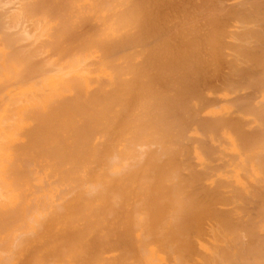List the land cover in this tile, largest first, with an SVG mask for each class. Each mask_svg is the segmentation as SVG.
Instances as JSON below:
<instances>
[{
  "label": "bare ground",
  "instance_id": "bare-ground-1",
  "mask_svg": "<svg viewBox=\"0 0 264 264\" xmlns=\"http://www.w3.org/2000/svg\"><path fill=\"white\" fill-rule=\"evenodd\" d=\"M220 1L0 0V44L11 48L0 50V264H264V234L248 231L259 213L264 220V109L257 103L259 116L256 94L248 97L264 89V29L249 7L264 5ZM228 20L237 30L226 31ZM206 92L224 95L225 115ZM247 105L262 127L245 131ZM192 125L205 140L185 137ZM215 136L231 153L209 147ZM187 140L213 162L233 160L222 159L230 169L214 179L219 187L200 181L210 169H193ZM247 164L257 179L245 181L247 195L260 203L242 197ZM246 212L256 214L250 225Z\"/></svg>",
  "mask_w": 264,
  "mask_h": 264
},
{
  "label": "rangeland",
  "instance_id": "rangeland-1",
  "mask_svg": "<svg viewBox=\"0 0 264 264\" xmlns=\"http://www.w3.org/2000/svg\"><path fill=\"white\" fill-rule=\"evenodd\" d=\"M221 1H222V0H221ZM221 1L219 2V4H221ZM237 1H239V0H224V1H222V5L224 4V5L226 6V4H227L228 7H230V5H231V7H232V6H234L233 3L235 4V2H237ZM240 1H241V2L243 1V3H244L245 0H240ZM246 1H247V0H246ZM248 1H249V0H248ZM250 1H251V0H250ZM250 1H249V2H250ZM252 1H254V0H252ZM258 1H259L260 3H259V2L256 3L257 1H255V3H256L257 5L260 4L261 7H262V6L264 5V4H263V3H264V0H258ZM224 2H225L226 4H225ZM230 2H231V4H228V3H230ZM249 2H248V3H249ZM238 3H239V2H238ZM243 3H242L243 7H245L244 4L247 5V6H249L248 4H246V3L243 4ZM250 3L253 4V2H250ZM250 3H249V4H250ZM9 4H10V3H9ZM9 4H8V7H9ZM224 5H223L222 7H225ZM217 6H218V4H217ZM258 6H259V5H258ZM218 7H219V6H218ZM222 7H221V8H222ZM243 7H242V8H243ZM253 7H254V6H253ZM261 7H260V8H261ZM263 7H264V6H263ZM226 8H227V7H226ZM250 8H251V9H254L255 11H257V15H256V14L251 10V11L254 13V15L257 16V18H258V19H257V20H258V24H261L262 29H264V17H263L264 15H262V14H264V13H261L262 11L259 10V9H257V6H256V8H255V7H254V8L249 7V9H250ZM258 8H259V7H258ZM243 9H245V8H243ZM261 9H262V8H261ZM246 12H247V11H246ZM247 13H248V12H247ZM245 14H246V13H245ZM245 14H244V16H245ZM248 15H249V14H248ZM254 15H253V16H254ZM244 16H243V17H244ZM249 17L251 18V16H249ZM245 18H246V16H245ZM254 18H255V16L253 17V19H254ZM251 19H252V18H251ZM253 21H254V20H253ZM253 21H252V23H253ZM228 22H229V23H228ZM227 23H228V24H227ZM242 23H243V22H242ZM244 23H245V22H244ZM244 23H243V24H244ZM252 23H250V24H247V23H246V24H247L248 26H252V27H253L254 25H252ZM255 23H256V18H255V22H254V24H255ZM226 24L228 25V26L226 27V29H227L226 31H229V30H230L229 32H233V30H234V31L237 30V29L235 28V26L240 25L239 23L234 22V21H232V20H228V21L226 22ZM236 24H237V25H236ZM229 25H230V27H229ZM22 26H23V25H22ZM27 26H29V25H27ZM258 26H259V25H257V23H256V28H258ZM23 27H25V25H24ZM254 27H255V26H254ZM254 27H253V28H254ZM234 28H235V29H234ZM253 28H252V29H253ZM260 28H261V27H260ZM260 28H259V29H260ZM228 29H229V30H228ZM231 29H232V30H231ZM26 30H27V28H26ZM31 31H33V30H31V27H30L29 32H31ZM260 31H261V30H260ZM33 32H34V31H33ZM263 32H264V31H263ZM31 33H32V32H31ZM258 33H260V32H258ZM261 33H262V32H261ZM32 34H33V33H32ZM249 35H250V34H249ZM262 35H264V34H262ZM262 35H260V36H262ZM251 36H252V35H251ZM254 36H255V34H254ZM247 37H248V36H247ZM256 37H259V36H257V34H256ZM262 37H263V36H262ZM262 37H261V38H262ZM251 38H255V37H251ZM251 38H249V39H250V43H251V40L256 41V40H255L256 38H255V39H251ZM261 38H257V39L261 40ZM226 40H227V39H226ZM228 40H229V39H228ZM228 40H227V41H228ZM259 40H258V42H260ZM262 40L264 41V39H262ZM20 42H21V41H20ZM20 42H16V43H18L17 46H18V47H23L24 45H23L22 43H20ZM256 42H257V41H256ZM16 43H15V44H16ZM252 43H253V42H252ZM262 43H263V42H261V44H262ZM15 44H14V46H15ZM250 45H251V44H250ZM255 45H256V44H255ZM255 45H254V46H255ZM260 46L263 47V45H260ZM8 47H9V46H4V47H3V46L0 44V50H2L3 53H9V52H10L9 49H11V48H8ZM252 47H253V46H252ZM262 47H261V48H262ZM257 48H258V47H257ZM262 49H264V48H262ZM227 50H228V48H226V50L224 49L223 54H224L225 51L228 52V54L225 52L226 54H224V56H225L226 58H227V57L229 58V52H230V50H229V51H227ZM258 50H259V49H258ZM260 50H261V49H260ZM259 54H260V53H259ZM263 54H264V53H263ZM5 55H7V54H4V56H5ZM6 57H7V56H6ZM260 57H261V56H260ZM228 58H227V59H228ZM263 59H264V58H263ZM0 60H1V57H0ZM242 65H243L244 67H246V66H245V63H242ZM246 65H247V64H246ZM243 66H242V67H243ZM254 68H255V67H254ZM242 69H243V68H242ZM255 69H256V68H255ZM258 69H259V67H258ZM263 69H264V68H263ZM243 70H244V69H243ZM259 70H260V69H259ZM226 71H227V65H225V63H222V64H221V72H222V73H225ZM256 71H257V70H256ZM256 71H254L255 74H256ZM261 71H262V69H261ZM261 71H260V72H261ZM254 72H253V73H254ZM257 72H258V71H257ZM263 73H264V71H263ZM258 74H260V73H258ZM261 74H262V73H261ZM261 74H260V75H261ZM262 75L264 76V74H262ZM258 76H259V75H258ZM258 76H257V77H258ZM261 77H262V76H261ZM260 80H262V79H260ZM263 80H264V79H263ZM213 81H214L213 83H215V86L217 85V88H219V86H218V85H220V84H219V79L217 78L216 80H213ZM35 82H36V84H35ZM260 82H261V81H260ZM242 83H243V81H242ZM248 83H249V82H248ZM259 84H260V83H259ZM259 84H258V85H259ZM34 85H36V87H39L40 90L43 89V86H42V85H41V86L39 85V81H38V80H37V81H36V80L34 81ZM243 85H244V84H243ZM247 85H248V84H247ZM247 85H246V86H247ZM256 86H257V85H256ZM250 87H251V86H250ZM250 87H248L249 89H248V88L246 89L245 87L242 88V89H244V90L241 89V93H242L241 95H242L243 97H246L245 100H244V99H242V100H244V101H248V100H249V99L247 98V96H244V95H243V92H244V91L246 92V91L251 90L252 88H250ZM257 87H258V86H257ZM259 87H260V91L257 92V91H255L256 89L254 90V91L257 92V93H255V92L253 91V92H251V93L249 94V93L247 92L249 95H251V96H248L249 98L252 97V93H253V94H256V95H255L256 97H253L254 99L251 98V99H253V100L250 99V102H252V104L254 105V107H256V105H257V109L254 108V110H253L254 112H252L251 109H250L252 106L249 107L250 105H249V106L247 105V107H249V109H250V113H251V114L253 113L254 115H255V113L258 111V109H260V108H258V107L261 106L262 109H260V110H262V111H263V109H264V98H263V97H264V94H263V93H264V89L261 90V89H262L261 84H260ZM45 88H46V86H45ZM253 88H254V87H253ZM255 88H256V87H255ZM257 89H258V88H257ZM215 94H216V93H214V95H213V93L211 94L210 92H206V95H207L208 98H209L210 96L212 97V99H210V98H211V97H210L208 100H213V99H215V98L218 99V97H219L218 100L224 99V95L221 94V95L219 96V94H216V95H215ZM248 94H247V95H248ZM257 94H258V96H257ZM245 95H246V94H245ZM3 96H4L3 93H0V104H1V105H0V108H2V109H3L4 107L6 108L7 105H8V101H6L5 97L3 98ZM214 96H215V98H214ZM229 96L231 97L232 95H229ZM229 96H228V97H229ZM220 97H222V98H220ZM243 97H242V98H243ZM246 99H248V100H246ZM7 100H8V99H7ZM218 100H217V101H218ZM262 100H263V101H262ZM257 101H258V102H257ZM260 101L263 102V103H262L263 105H262V104H261V105H260V104H257V103H259ZM205 102H206V100H205ZM218 102H219V101H218ZM248 102H249V101H248ZM248 102H247V103H248ZM210 103H211V105H212V102H210ZM215 103H217V102L215 101ZM220 103H221V104H220ZM242 103H243V102H242ZM247 103H246V104H247ZM5 104H7V105H5ZM227 104H228V102L225 103V100H224V101L221 100V102L217 103V105H216V104L213 105V108H214V109H217V110L219 111L220 116H223V115H225V111H224V110H225V107L229 105V104H228V105H227ZM252 104H251V105H252ZM207 105H208V103H207ZM259 105H260V106H259ZM244 106H245V103H244ZM211 108H212V106H211ZM243 108H244V107H243ZM246 109H248V108H246ZM252 109H253V108H252ZM255 109H256V112H255ZM244 111H246V110H244ZM247 111H249V110H247ZM262 111H260V113H259V111L257 112V113L260 114L259 116H261V114L263 113ZM244 113H246V112H244ZM244 113H243V114H244ZM248 113H249V112H248ZM0 114H2L1 111H0ZM243 114L241 113V118L243 119V120L241 119V122L247 120L249 117L252 118V119H250V120H252V122L250 121L251 123L249 122L250 124L247 125V127H246L245 125L248 124V122H247L246 124L243 122V123H244L243 128L245 129V131H246V130H251V131H252V129H254L256 125L262 127L261 124L264 123V122H263L264 119H260V117H259V119L262 120L261 122H263V123L260 124V120L258 119V117H256L258 114H256L255 116H252V117H251V114H244L245 116H244ZM253 114H252V115H253ZM263 114H264V113H263ZM200 115H202V117H203V116L206 117L205 114H200ZM262 116H263V115H262ZM262 116H261V117H262ZM205 117H204V118H205ZM244 117H245V118H244ZM253 117H255V118H253ZM263 117H264V116H263ZM246 118H247V119H246ZM256 118H257V119H256ZM257 120H259V121H257ZM248 121H249V120H248ZM254 124H256V125L254 126ZM263 125H264V124H263ZM248 126H249V127H248ZM252 126H254V128L251 129ZM260 127H258V128H260ZM263 127H264V126H263ZM194 128H195V125H192V126H191V129L189 128V129L187 130V132L185 133V137H186V136L197 137L196 135H198V137H199V135H200L201 139H202V140H205L204 138H206V137L203 136L202 134H200V132H198L197 130H194ZM260 129H261V130H260ZM260 129H259V130L262 131V133H263V132H264V128H260ZM255 130H256V129H255ZM251 131H249L250 134H251ZM242 132H244V131H242ZM253 133H258V131H254V130H253ZM262 133L260 132L261 135H262ZM242 135H243V134H242ZM248 135H249V134H248ZM251 135H252V134H251ZM251 135H250V137L252 138ZM261 135L258 134V136H257V135L255 134V136H257V137H259V136H261ZM182 136H183V135H181V138H182ZM245 136H246V133H245ZM263 136H264V135H263ZM263 136H262V137H263ZM185 137H184V138H185ZM191 137H190V138H191ZM200 137H199V138H200ZM248 137H249V136H248ZM257 137H254V138H257ZM190 138H188V139H190ZM212 138H213V137H211V138H207V143L210 144V146H209L210 148H211V146H215V145H217L218 148H219L220 150H222L221 152L231 153L230 148L227 147L224 143H222L221 140H218V139H217V136H215L216 139H215V138L212 139ZM218 138H219V137H218ZM241 138H242V137H241ZM246 138H247V137H246ZM259 138H260V137H259ZM259 138H257L258 141H259ZM186 139H187V138H186ZM186 139L181 140V143H182V142L185 143ZM248 139H249V138H248ZM248 139H247V140H248ZM260 139L262 140V138H260ZM193 140H194V138H193ZM196 140H197V138H196ZM198 140H199V139H198ZM202 140H199L201 143H199L198 145L202 144ZM213 140H214V141L216 140V142H214ZM249 140H250V139H249ZM255 140H256V139H255ZM261 140H260V142H262ZM187 141H188V140H187ZM219 141H221V142H219ZM251 141H254V139H253V140L251 139ZM190 142H191V141H190ZM205 142H206V141H205ZM205 142L202 144V146H204ZM243 142H245V141H243ZM260 142H259V143H260ZM184 143H182V144H184ZM187 143H188V146H189V145H190L189 141H188ZM187 143H186V146H187ZM196 143H197L196 141L193 142V143H191L190 146H191L192 148H191V147H189V148H191V151H192V152H191V151H188V152L191 153V155L189 154V157H188V155H187V157H186L187 159L190 158L189 160H190L191 163H192V162H194V163L196 162V164H198V165H196L194 168H193L192 166H191V167H192L193 169H197V170H199V169H202V168H203L202 166H205V167H207V166H208V167L211 166V167L213 168V166H214V165L216 166V164H217V166L214 167V168H215V171H213V169H211L210 167H209V168H208V167H207V168L204 167L205 169L203 168V170H201V171H203V173L205 174L204 170H206V171H207L206 173H208V172H209L208 170L210 169V173H208V174H206V175H210V174H212V178H211V175H210V177L208 176L209 178L205 179L204 177H205L206 175H205V176L202 175V172L199 171V173L202 175V177L204 176V177H203L204 180H200V181H202L203 183H205V186H206L207 183H208V185H207L206 187H205V186H204V187H205V188L208 187V189H209V187H211V186L214 184V182H213L214 179H215V178H216V180L218 179V178H217V175H222L220 179H223V178H224V176H223V175H224V171L221 172V171H220L221 169H222V170L230 169V167H223V166L220 165V164H222V163L224 164V162L227 160L228 156H227V157L219 156V157H221L223 160H225V161H223V160L221 159V161H223V162H221L220 159H216V160H214V162H213V161L211 160L210 156H209V159H208V157H207V155H210L209 153L206 155V154H204V153L202 152L204 155H206V158L209 160V161H207V160L205 159V157H204L203 154H202L203 157L201 156V154H200V155H199V154H196L197 152H199L198 149L201 148L200 146L196 145ZM262 143H264V142H262ZM211 144H212V145H211ZM219 144H220V145H219ZM250 144H252V143H250ZM205 145H206V144H205ZM243 145H244V144H243ZM247 145H248V142H247ZM253 145H254V144H253ZM261 145H263V144H261ZM179 146H181V145H179ZM182 146H184V145H182ZM217 146H216V147H217ZM255 146H257V144L254 145V146H252V147H255ZM259 146H260V145H258L257 147H258V148H263V149H261V153H262V152L264 151V147H263V146L259 147ZM195 147H199V148H195ZM206 147L208 148V145H207ZM242 147H243V146H242ZM244 147L246 148V145H245ZM244 147H243V149H244ZM249 147H250V146H249ZM257 147L254 148V149L257 150V149H258ZM179 148H180V147H179ZM179 148H178V151H179ZM184 148H185V149H188V148H186V147H184ZM207 148H206V150H207ZM218 148H217V149H218ZM213 149L215 150L216 148L214 147ZM219 149H218V150H219ZM250 149H251V148H250ZM252 149H253V148H252ZM254 149H253V151L251 152V153H253V155H254V152L256 153V151H255ZM181 150L183 151V148H182ZM202 150H203V148H202ZM202 150H201V151H202ZM204 150H205V149H204ZM208 150H209V148H208ZM220 150H219V151H220ZM182 151H181V153H182ZM209 151H210V150H209ZM216 151H217V150H216ZM216 151H215V152H216ZM248 151H249V150H247L246 152H244V151L241 152V153L243 154V155H241V166L243 165V163H244V164L246 163V159H249V158H251V156H252V154H250L251 156H249V157L247 158V156H248L249 154L246 156V153H248ZM250 151H251V150H250ZM259 151H260V150H259ZM183 152H184V151H183ZM207 152H208V151H207ZM243 152H244V153H243ZM257 152H258V151H257ZM178 153H179V152H178ZM181 153L178 154V155H181ZM185 153H187V152H185ZM217 153H218V151H217L216 153H212V154H211V157H212V156L215 157ZM249 153H250V152H249ZM258 153H260V152H258ZM263 153H264V152H263ZM187 154H188V153H187ZM244 154H245V155H244ZM183 155H184V154H183ZM183 155H182V157H183ZM258 155H260V154H258ZM185 156H186V154H185ZM192 156L194 157V158L192 159L193 161L191 160V157H192ZM242 156H246L245 160L242 159V158H243ZM255 156H257V155H255ZM260 156H262V155H260ZM195 157H196V158H195ZM180 158H181V157L178 156V159H180ZM183 158H185V157H183ZM183 158H181V159H183ZM217 158H218V157H217ZM214 159H215V158H214ZM229 159H230V157L228 158L227 161H228L229 163H231V161H233V160H232V159L229 160ZM254 159H256V158L254 157V158L251 159V160H252V161H255ZM257 159H258V157H257ZM257 159H256V160H257ZM210 160H211V162H210ZM243 160H244V161H243ZM183 161H184V159H183ZM258 161H259V160H258ZM258 161H257V162H258ZM179 162H180V160H179ZM185 162H186V161H185ZM185 162H183V164H184ZM187 162L189 163V161H187ZM187 162H186V163H187ZM201 162H202V163H201ZM209 162H210V163H209ZM260 162H261V161H259V163H260ZM263 162H264V158L262 159V163H263ZM186 163H185V164H186ZM247 163H248V160H247ZM212 164H214V165H212ZM223 164H222V165H223ZM248 164H249V163H248ZM248 164H247V167H246V165H244V166L248 169L249 172L247 171L248 173L245 174L244 171H241L242 173H244V174L246 175V176H245V175H244V176L247 177V179H246L245 177L243 178V175H241V187H242V185H243V186L245 185V187H246V188H245V192H242V191H241V193H242V197H243V194L246 195V196H251V197H250L251 200H254V201H255V200H257L258 198H257V199H256V198L254 199V196L252 197V195H253L252 193H250L251 195H247V194H249V193H248V190L246 191V189L252 190V189L250 188V187L252 186V184H251V185H250V184L247 185V184H245V181H247V180H251V181H253L252 183H254V182L257 183V182H256L257 179L254 180V179L251 177L253 168H251L250 165H248ZM187 165H188V164H187ZM193 165H194V164H193ZM219 165H220L221 167H223V168H219V167H220ZM259 165H260V164H259ZM179 166H180V163H179ZM181 166H182V165H181ZM184 166H186V165H184ZM224 166H225V165H224ZM199 167H200V168H199ZM217 167L219 168L218 171H217V169H216ZM253 167H254V166H253ZM242 168H243V167H242ZM260 168H262V167H260ZM181 169L184 170L183 172H185V168L183 169V168L181 167ZM193 169H192V170H193ZM247 169H246V170H247ZM246 170H245V172H246ZM250 170H251V171H250ZM262 170H263V169H262ZM263 171H264V170H263ZM181 172H182V171H181ZM183 172H182V173H183ZM197 172H198V171H197ZM213 172H214V173H213ZM220 172H221V173H220ZM257 172H259V171H257ZM186 173H187V171H186ZM249 173H250L251 175H250ZM259 173H260V172H259ZM259 173H257L258 176L256 175L254 178L258 177V179H259V178H260V174H261V175L263 174V173H260V174H259ZM194 174H195V173H194ZM196 174H197V173H196ZM196 174H195V175H196ZM248 174H249V175H248ZM183 175H184V174H183ZM189 175H190V174H189ZM197 175H198V174H197ZM213 175H215V177H214ZM248 176H249V177H248ZM200 177H201V176H200ZM206 177H207V176H206ZM261 177H264V175L261 176ZM242 178H243V180H242ZM261 179H263V178H260V179H259V181H258V185H257V186H259V185L264 186V182H263L264 179L260 182ZM219 181H220V180H219ZM221 182L223 183V181H221ZM248 182H249V181H247V183H248ZM216 183L219 184V182H216ZM249 183H251V182H249ZM255 183L253 184V187H254ZM198 185H200V183H198ZM198 185L195 184L196 188L198 187V188L201 189V187H202L204 184L202 185V183H201V187H199ZM214 186H215V184L213 185V188H214ZM216 186H217V185H216ZM216 186H215V187H216ZM247 186H250V187L247 188ZM257 186H256V187H257ZM204 187H203V188H204ZM217 187H219V186H217ZM224 187H225V185H224L223 187L218 188V189H219V190H222V192L225 191V190H228V191L233 190L232 187H231V188L228 187V186H227L228 188H227V187L224 188ZM205 188H204L203 190H205ZM257 188H258V187H257ZM257 188H255V189H257ZM210 189H212V188H210ZM230 189H231V190H230ZM260 189H261V191H259V189H257V190L259 191V193H261V192L264 190V188H261V186H260ZM262 189H263V190H262ZM216 190H217V188H216ZM196 191H197V190H196ZM207 191H208V190H207ZM209 191H210V190H209ZM209 191H208V192H209ZM214 191H215V190H214ZM253 191H255V190H253ZM198 192H199V191H198ZM211 192H212V191H211ZM234 192H235V191H234ZM199 193H202V192H199ZM226 193H227V192H226ZM229 193H231V192H229ZM263 193H264V192H263ZM202 194L204 195V193H202ZM210 194H211V193H209V195H210ZM212 194H213V192H212ZM227 194H228V193H227ZM261 194H262V193H261ZM203 195H202V196H203ZM196 196H197V195H196ZM246 196H245V200H247V199L249 200V198L246 199ZM256 196H257V194H256ZM260 196H261V195H259V197H260ZM199 197H200V196H199ZM240 199H241V198H240ZM243 199H244V198H243ZM261 199H262V197H261ZM261 199H258L257 202L260 203L259 200H261ZM235 201H236V203L238 204V206H239V205H241V207L244 206L243 201H242V203H241V201L238 200V199H236ZM254 201H253V203H254L255 206L253 207V209H254V208H257V205H258V204L256 205ZM246 202H247V201H246ZM251 202H252V201H251ZM253 203H252V204H253ZM237 204H236V205H237ZM232 205H233V204H232ZM232 205L230 204V206H224V208H225V207H226V208H229V207L231 208ZM234 205H235V204H234ZM236 205H235V206H236ZM247 205H248V206H246V204H245L246 207H249V206H250V208L252 207V205H251L250 203H248ZM262 205H263V203H262ZM235 206H234V207H235ZM258 206H259V205H258ZM260 206H261V205H260ZM219 207H220L221 209L223 208V206H221V205H219ZM250 208H249V209H250ZM260 208H261V207H260ZM262 208L264 209V206H262ZM245 209H246V208H245ZM234 210H235V209H234ZM234 210H233V211H234ZM241 210H242V209H241ZM258 210H259V209H258ZM233 211H232L231 213L233 214V216L237 214V215H236V217H237V216H239V215H242V212H243L244 210H243L242 212H240V213H239L240 209H239V211H238V209H236L234 213H233ZM248 211H249V210H248ZM251 211H252V209L250 210V212H251ZM254 211H255V210H254ZM254 211H253V212H254ZM237 212H238L239 214H238ZM259 212H261V211H258L257 214H258ZM243 213H244V212H243ZM255 213H256V212H255ZM232 214H231V215H232ZM245 214H246L245 216H244V214H243L244 217L242 216V223H243L244 220H245L246 222L249 221V219L245 218L246 216L249 215L250 220H251L252 217L254 218L255 215H256V214H254V216H250V215H252V213L249 214L248 212H246ZM262 214H263V213H262ZM233 216H232V217H233ZM263 216H264V215H263ZM234 217H235V216H234ZM240 217H241V216H240ZM256 217H257V218H256ZM256 217H255L256 219H253L254 222H256V221L259 220V219L261 220L262 215L260 216V213H259V216H256ZM237 219L239 220V218H237ZM237 219H236L235 221H237ZM247 220H248V221H247ZM260 220H259L260 223H259L258 221H257L258 223H255V225H257V227H260V228L255 227L254 224H253V226H254L253 228H254V229H253V228H250V230H249V229H248V228L250 227V226H249V227L247 228L248 231H249V232L251 231V233H252V231L254 230V232H255V231L257 232V235H258V234H264V220H263V219H262L261 221H260ZM239 221H240V220H239ZM253 221H251V222L254 223ZM237 223H238V225H239V224H241V221H240V222H237ZM248 224L250 225V221H249ZM251 225H252V224H251ZM240 226H241V228H243V227H242L243 225H239L238 228H240ZM244 226H246V223H245ZM261 226H262V227H261ZM207 227H208V226H206L205 228H207ZM244 228H245V227H244ZM255 228H256V230H255ZM247 229L245 230V232H247ZM251 229H252V230H251ZM207 230H208V228H207ZM242 231H243V230H242ZM245 232H244V233H245ZM254 232H253V233H254ZM240 233H242L241 230H240ZM244 233H243V234H244ZM253 233H252V234H253ZM247 234H248V233H247ZM247 234H246V235H247ZM204 236H207V235H204ZM241 236H243V235H241ZM249 236H250V234H249ZM252 236H256V235H252ZM258 236H259V235H258ZM258 236H257V237H258ZM243 237H244V236H243ZM247 237H248V236H246V237H244V238H247ZM250 237H251V236H250ZM260 238H261V236H260ZM262 238H263V236H262ZM241 239H243V238H241ZM253 239H257V238L254 237ZM258 239H259V238H258ZM249 240H250V239H249ZM260 240L263 241L262 239H260ZM260 240H259V242H260ZM244 241H245V239H244ZM247 241H248V240H247ZM247 241H246V242H247ZM250 241H251V240H250ZM253 241H254V240H253ZM254 242H255V241H254ZM242 243H245V242L242 241ZM249 243H250V242H249ZM257 243H258V242H257ZM262 243H263V242H262ZM254 244H255V243H254ZM256 245H257V244H256ZM247 246H248V245H247ZM257 246H258V245H257ZM259 246H260V244H259ZM263 246H264V245H263ZM261 251H264V247H262ZM247 252H248V251H247ZM263 253H264V252H263ZM263 253H262V254H263ZM245 254H246V253H245ZM250 255H251V254H250ZM245 256L248 257V254H246ZM255 256H257V255H255ZM252 257H254V256L252 255ZM249 258H250V257H249ZM252 259H253V258H252ZM245 260L248 262L250 259H248V260L245 259ZM249 263L252 264L251 260H250Z\"/></svg>",
  "mask_w": 264,
  "mask_h": 264
}]
</instances>
